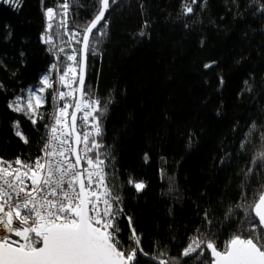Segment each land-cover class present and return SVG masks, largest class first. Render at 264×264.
Returning <instances> with one entry per match:
<instances>
[{"label": "trees", "instance_id": "1", "mask_svg": "<svg viewBox=\"0 0 264 264\" xmlns=\"http://www.w3.org/2000/svg\"><path fill=\"white\" fill-rule=\"evenodd\" d=\"M58 3L63 0H22L19 8L0 3V157L5 160H35L43 147L49 101L36 125L8 105L39 86L56 62L41 37L45 9ZM184 3L118 0L106 14L108 35L97 54L87 57V83L107 105L102 117L107 171L149 254L140 256L139 264H157L150 257L162 251L165 259L184 264L180 257L189 237L210 227L205 213L223 247L243 218L235 209L242 194L264 184L259 167L264 162L253 164L264 151V0H197L188 15L182 14ZM97 8V0H75L73 19L84 24ZM17 122L29 143L16 136ZM253 123L256 130L245 140ZM129 178L146 188L137 193ZM229 208L236 215L226 222ZM120 227L128 244L126 218Z\"/></svg>", "mask_w": 264, "mask_h": 264}, {"label": "snow or ice", "instance_id": "2", "mask_svg": "<svg viewBox=\"0 0 264 264\" xmlns=\"http://www.w3.org/2000/svg\"><path fill=\"white\" fill-rule=\"evenodd\" d=\"M74 2L63 0L55 8L45 9L47 26L41 40L50 46L56 62L50 66L49 74L41 77L42 87L28 90L23 105L20 97L8 105L36 125L44 117L40 109L46 103L43 94L47 90L54 89V102H63L51 114L52 123L46 124L47 139L35 160L17 157L9 161L0 157V264H139L140 256H149L106 170L110 154L104 150L102 117L107 105L95 97L86 80L87 57L97 54V46L108 35L106 14L118 0H97L93 19L84 24L73 19ZM0 3L22 6V0ZM196 3L197 0H185L182 14H191ZM64 36L68 39L64 40ZM74 43L80 47L73 48ZM213 64L204 67L210 69ZM14 128L16 136L29 143L18 122ZM255 130L253 123L245 140ZM147 159L146 155V162ZM257 160L264 162V151L256 154L253 164ZM252 173L253 168H249L246 175ZM127 183L137 193L146 188L143 181L132 178ZM235 209L242 211L243 218L223 247L217 243L216 226L204 214L210 227L198 228V235L189 237L180 257L184 264H264V184L242 194ZM235 215L229 208L225 221ZM122 217L127 219L130 230L128 244L121 238ZM166 255L162 251L150 259L157 264H178V260L165 259Z\"/></svg>", "mask_w": 264, "mask_h": 264}, {"label": "built area", "instance_id": "3", "mask_svg": "<svg viewBox=\"0 0 264 264\" xmlns=\"http://www.w3.org/2000/svg\"><path fill=\"white\" fill-rule=\"evenodd\" d=\"M49 74V73H48ZM45 75V74H44ZM44 75H42V76H44ZM53 75V74H52ZM53 77H55V73H54V75H53ZM41 79V78H40ZM40 81V80H39ZM37 87H42V85H40L39 84V86H37ZM74 87H75V85H74ZM61 90H64V91H67V89H61ZM54 91V89H49V90H47L43 95H45V98H46V100H48L49 101V117H48V121H47V124H49V123H52V119H51V114L52 113H54L55 112V110H56V108L59 106V103H63V102H59V103H56V102H54L53 101V99H52V95H51V93ZM45 105V104H44ZM43 105V106H44ZM72 111V109L70 108L69 109V112H71ZM78 116H80V115H82V113H78L77 114ZM70 117V116H69ZM69 117L67 118L68 119V121H69ZM47 132H48V129L46 128V130H45V140H44V143H45V141H46V139H47ZM44 145V144H43ZM40 154H41V152H40ZM39 154V155H40ZM15 160V159H14ZM11 161H13V160H11ZM86 166V165H85ZM107 170V169H106ZM0 234H2V233H0Z\"/></svg>", "mask_w": 264, "mask_h": 264}, {"label": "rangeland", "instance_id": "4", "mask_svg": "<svg viewBox=\"0 0 264 264\" xmlns=\"http://www.w3.org/2000/svg\"><path fill=\"white\" fill-rule=\"evenodd\" d=\"M52 64H53V63H52ZM52 64H51V65H52ZM48 73H49V72H48ZM48 73H47V74H48ZM53 75H54V73H53ZM28 90H29V89H28ZM28 90H27V92H26V97H25L24 99H21V101H22V100H23V101H26V99H27V97H28V95H29V91H28ZM15 131H16V129H15Z\"/></svg>", "mask_w": 264, "mask_h": 264}, {"label": "water", "instance_id": "5", "mask_svg": "<svg viewBox=\"0 0 264 264\" xmlns=\"http://www.w3.org/2000/svg\"><path fill=\"white\" fill-rule=\"evenodd\" d=\"M70 120H71V118L69 117V123H70Z\"/></svg>", "mask_w": 264, "mask_h": 264}, {"label": "bare ground", "instance_id": "6", "mask_svg": "<svg viewBox=\"0 0 264 264\" xmlns=\"http://www.w3.org/2000/svg\"><path fill=\"white\" fill-rule=\"evenodd\" d=\"M49 117V116H48Z\"/></svg>", "mask_w": 264, "mask_h": 264}]
</instances>
